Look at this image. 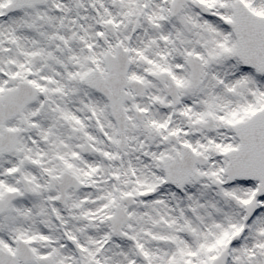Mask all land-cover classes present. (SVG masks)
I'll return each instance as SVG.
<instances>
[{
	"label": "snow or ice",
	"instance_id": "6c2138e0",
	"mask_svg": "<svg viewBox=\"0 0 264 264\" xmlns=\"http://www.w3.org/2000/svg\"><path fill=\"white\" fill-rule=\"evenodd\" d=\"M0 264H264V0H0Z\"/></svg>",
	"mask_w": 264,
	"mask_h": 264
}]
</instances>
